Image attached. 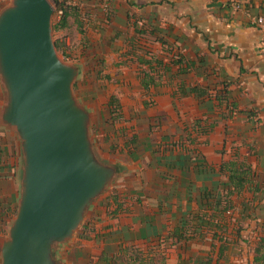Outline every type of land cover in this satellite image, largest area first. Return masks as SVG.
I'll return each mask as SVG.
<instances>
[{
    "label": "crops",
    "instance_id": "obj_1",
    "mask_svg": "<svg viewBox=\"0 0 264 264\" xmlns=\"http://www.w3.org/2000/svg\"><path fill=\"white\" fill-rule=\"evenodd\" d=\"M5 4L0 0V10ZM74 5L85 17L86 35H78L86 46L73 52L104 59L112 93L129 104L126 108L135 105L137 128L131 130L139 133L127 147L129 164L115 160L128 168L119 178L128 175V194L97 211L91 231L99 249L76 253L78 264H108L103 253L116 256L126 246L153 248L160 264H254L264 237V60L262 30L255 22L264 16V0H77ZM130 18L147 29L142 42L149 49L166 61L181 53L192 63L190 70L171 65L159 85L144 89L141 67L125 55L127 38L135 35ZM194 86L213 96L190 93ZM220 91L226 95L221 100L215 96ZM4 101L0 81V112ZM235 159L256 172L257 190L233 191L221 167ZM20 168V143L0 125V260L17 213ZM203 221L208 225H200ZM184 226L192 238L179 241L173 233ZM65 253L64 260L75 264Z\"/></svg>",
    "mask_w": 264,
    "mask_h": 264
},
{
    "label": "water",
    "instance_id": "obj_2",
    "mask_svg": "<svg viewBox=\"0 0 264 264\" xmlns=\"http://www.w3.org/2000/svg\"><path fill=\"white\" fill-rule=\"evenodd\" d=\"M50 0H11L0 10V125L21 154L20 198L1 264H69L65 252L94 204L128 172L102 156L92 112L74 87L79 64L63 59Z\"/></svg>",
    "mask_w": 264,
    "mask_h": 264
},
{
    "label": "trees",
    "instance_id": "obj_3",
    "mask_svg": "<svg viewBox=\"0 0 264 264\" xmlns=\"http://www.w3.org/2000/svg\"><path fill=\"white\" fill-rule=\"evenodd\" d=\"M54 3L56 12L59 10L63 11V15L59 21H55L54 23V31L65 30L70 26V18L73 17L78 24V29L82 33L83 36L86 35V31L84 29V14L81 12L77 5L69 4L67 0H52ZM129 23L132 24L131 18L129 19ZM139 23L133 22L132 27L135 31V35L127 38V45L129 46L128 51L125 53L127 57L130 56L133 61L138 62L141 67L140 78L142 87L146 90L150 89L152 86H157L160 84V79L164 73L170 70L171 65H179L182 72H187L192 67V63L186 61L184 56L179 53L176 56L172 57L169 61H166L164 57L156 55L149 47L142 42V39L145 37L143 34L147 33V29H144L138 25ZM62 40L56 41V46L58 50L62 49ZM87 44V43H86ZM85 45V43H84ZM86 46V45H85ZM63 56L67 57V50H61ZM88 59H92L91 64H95L98 66L97 75L99 78H105L107 82L112 81V76L110 74H105V68H103L104 59L97 55L94 58L90 56ZM127 63V61H125ZM190 93H196L198 97L202 99H206L208 97H212L213 94L210 90L202 88L200 86H194L189 89ZM186 93V91H184ZM217 99H223L226 97L225 91H220L216 95ZM108 109L110 111L111 119L113 122H118L123 118V105L119 97L115 94L110 95V99L108 101ZM199 126H201V120L196 122ZM136 138L132 139L127 147L130 146L131 143L135 142ZM222 170L227 172L229 175L230 182L233 186V191L241 192L245 189L257 190L258 187L255 185V177L256 172L253 170L251 165L246 162H240L239 160H231L225 162L222 165ZM115 202H118V196L114 197ZM230 207L229 202H227V206L225 209ZM203 219V218H201ZM200 225L207 226L208 224L200 223ZM220 225V224H215ZM211 226V224H210ZM220 227V226H218ZM89 229V224L85 223L82 227L83 230ZM188 229L186 226L178 227L174 230V237H176L179 241L183 239H191L192 237H188L187 232ZM157 251L144 250L140 248H135V246H126L122 249L121 253L116 256H108L105 252L102 255V259L108 262V264H160L158 258H156ZM158 253V252H157ZM255 259L254 264H264V237L260 239L256 248H255ZM66 256L72 260L75 264H78L75 253L68 252ZM162 259H165L163 256ZM1 263V260H0ZM164 264V262H161Z\"/></svg>",
    "mask_w": 264,
    "mask_h": 264
},
{
    "label": "rangeland",
    "instance_id": "obj_4",
    "mask_svg": "<svg viewBox=\"0 0 264 264\" xmlns=\"http://www.w3.org/2000/svg\"><path fill=\"white\" fill-rule=\"evenodd\" d=\"M5 1V5H8L11 2V0ZM50 1L54 5L52 0ZM69 1H71L72 5L74 6L75 1L77 0ZM55 21L57 20L55 19L54 15L53 24L55 23ZM87 23L89 24V22ZM74 26L75 24H73L72 22L68 29L53 31L55 42L57 40H62L63 46L61 50H67V57L65 58L61 50H58L57 48L58 53L63 59L67 61L82 64L81 74L77 82L75 83L74 90L77 97L92 112V135L99 152L105 158L118 160L122 161L125 164H129L128 161L131 160L132 156H127L128 145H126V143L128 144L132 139L136 138V136L138 137L139 135V133L133 132L134 130H131L132 128H137L136 125H132V120L133 118H135L134 113H136L134 110L135 105H131V108H126L125 106L129 104H125L122 102V105L124 107L123 118L118 122L112 121L107 104L110 99V95L113 94L112 91H114V82H107L105 78L98 77V66L95 64H91L93 60L88 59V57L90 56L95 60L97 54L91 55L85 53L81 54L80 52H73L74 50H78V48L83 44L79 40V30L73 28ZM80 56H83L85 58L84 62L80 60ZM104 72L105 74H110L107 73L106 70ZM116 73L117 72L114 71V76H116ZM137 116H139L138 120L141 121L143 119V115L139 114ZM157 125L155 126L157 127ZM128 178V175H126L125 177L120 179L115 185L110 188V190L105 195L98 199V201L95 203V207L89 212L84 221V224H89L90 229H84L80 232L83 226L80 228V230L76 233L75 237L71 241L67 249V253H78L82 256L87 252L92 253L96 252V250L99 249V247L94 244L96 232L94 233V230L91 231V227L97 224L99 221L97 211L102 212L103 209L105 210L107 207H110V204H113L114 196L120 194H122L123 196L128 194V189L131 187ZM89 263H92V261H90Z\"/></svg>",
    "mask_w": 264,
    "mask_h": 264
},
{
    "label": "built area",
    "instance_id": "obj_5",
    "mask_svg": "<svg viewBox=\"0 0 264 264\" xmlns=\"http://www.w3.org/2000/svg\"><path fill=\"white\" fill-rule=\"evenodd\" d=\"M69 4H72L71 1L67 0ZM63 15V11L59 10V11H55V19L57 21H59L61 19ZM257 26L262 30V36H261V40H260V44H259V55L261 56V58L264 60V16L263 15H259L256 20H255Z\"/></svg>",
    "mask_w": 264,
    "mask_h": 264
}]
</instances>
